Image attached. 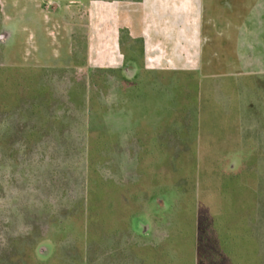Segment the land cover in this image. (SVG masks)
<instances>
[{
	"label": "rangeland",
	"instance_id": "rangeland-1",
	"mask_svg": "<svg viewBox=\"0 0 264 264\" xmlns=\"http://www.w3.org/2000/svg\"><path fill=\"white\" fill-rule=\"evenodd\" d=\"M147 1L142 8L117 1L89 7L90 0H0V201L13 187L27 204L35 203L37 194L26 188L35 187L51 164L71 178L97 168L132 177L137 164L123 156L118 140H135L145 123L158 128L159 141L145 148L139 172L162 177L169 172L163 186L151 180L149 192L139 194L140 210L116 237L103 234L100 243H87L86 230L76 234L73 228L80 219L61 227L66 215L54 206L51 218L59 221L47 227L38 222L26 235L11 238L1 264L22 263L28 247L41 259L57 254L72 264H142L135 243L157 241L177 203L191 206L193 218L221 205L213 187L217 172L258 174L264 213V0H200L193 3L196 9L189 0ZM123 6L145 17L142 65L124 59L116 46H124L127 55L133 40L137 52L141 46L140 36L123 24ZM119 25L118 40L113 30ZM170 26L178 31L167 34ZM100 65L117 69L94 68ZM157 66L180 69L179 80L162 81L159 75L165 73ZM102 117L120 132L109 140L86 141L93 130L108 134ZM53 141L62 143L67 157L47 163L41 153L51 151ZM31 144H38V151L29 156ZM247 180L245 173L236 178ZM68 188L72 194L76 184ZM100 189L92 188L91 195ZM5 201L15 208L19 203L18 198ZM63 204L68 214L81 212L82 206H71L66 198ZM260 217L263 234L264 214ZM169 258L164 255L159 264H172Z\"/></svg>",
	"mask_w": 264,
	"mask_h": 264
},
{
	"label": "trees",
	"instance_id": "trees-1",
	"mask_svg": "<svg viewBox=\"0 0 264 264\" xmlns=\"http://www.w3.org/2000/svg\"><path fill=\"white\" fill-rule=\"evenodd\" d=\"M98 76V78L102 79L104 75ZM178 104L181 106L180 101ZM102 119L105 120L108 126L105 129L106 132L109 131L108 134L101 133L97 135L94 134L96 131L93 130L92 134L86 137V141L91 142L95 139L96 141L109 140L113 133L115 134L116 131L120 132V129L115 128L114 123L107 121L105 117H102ZM135 136V140L127 139L126 143L124 142V138H122L123 140H118L124 148L123 156L127 159L132 157L137 164L136 171L132 177L127 172L118 175L112 170L103 172L101 168H97V171L94 172H89L88 170L86 174L82 175V178H75L74 176L71 178L67 170L58 171L54 164H51L49 166L46 165V169L42 173L43 177L39 180V183H36L35 187L29 186L26 188L29 191L34 190L35 194H37L35 195V203L30 204L28 202L27 204L25 201L27 197L24 195L18 196L17 190L15 191L16 188L11 187L10 192L2 195V200L0 201V256L11 238L26 235L33 227L38 225V222H42L45 227H47L46 225L56 224L59 220L51 218L54 215V210H52L54 206L55 212L66 215V219L61 221V227H68L75 216L77 221L80 219L81 224L73 228L76 234L86 230L87 236L84 241L87 243H100L103 239V234H111L113 237H116L117 232L119 233L127 229L129 222L127 223L125 220L127 218L130 220L132 214L140 209L139 194L149 192L151 180H153L152 184L155 187L163 186L165 184L164 180L168 179L169 174V172H165L166 175L164 177L159 176L161 173L143 176L139 172L144 170L142 162L145 159L144 155L148 153L145 151V148L148 149L149 142H154L155 145L159 139L158 132L146 129V125H143L142 128L139 127L138 133ZM137 142L139 143L138 145ZM52 147L51 151L44 150L41 153V158H44L45 162L50 163L58 159L61 154L67 157L65 148L61 142L53 141ZM28 148L29 156H32L34 152L38 151V144H31ZM170 162L171 158L167 157L165 163L168 164ZM99 172L100 175L97 174ZM84 175H86L85 179L88 182L85 181ZM90 178H92L93 183L89 182ZM70 183L76 184V190L72 194L68 191V186H72ZM102 186L104 188L103 191L100 189L102 193L95 197L92 196V188H96L97 190L98 188H102ZM21 190L23 188L19 189V193ZM133 191L134 194L132 195ZM76 194H79V196H76ZM8 197H10V200L19 199L16 208L14 202L7 206L5 199ZM65 198L68 199L71 206L76 204L82 206L81 212L79 214L76 212L68 214L69 206L63 204ZM176 207V209L175 207L173 209V214L168 224L164 227L166 228L164 234L161 237L158 236L157 241L150 238L149 240L137 241L135 243V257L141 259L142 264H159L160 258L166 254L170 256L169 261L172 264L176 262L179 264H211V260L213 259H208L206 251L207 248L212 249V251H219L220 243L214 239L216 236L214 224L222 218V212L220 211L218 216L213 218L209 217L208 214H202L193 218L191 206L184 209L180 203H177ZM105 208L106 211L104 210ZM101 210L103 213H101ZM250 230L251 227L248 224V220H246L243 235H250ZM75 237L77 238L78 235H75ZM216 237L218 238V236ZM22 261V263L8 262L4 264H72L63 261L57 254L52 255L46 261L36 260L32 254L31 247L23 250ZM247 261L248 259H246Z\"/></svg>",
	"mask_w": 264,
	"mask_h": 264
},
{
	"label": "crops",
	"instance_id": "crops-1",
	"mask_svg": "<svg viewBox=\"0 0 264 264\" xmlns=\"http://www.w3.org/2000/svg\"><path fill=\"white\" fill-rule=\"evenodd\" d=\"M117 1L118 3H134V5H141L143 8V5L146 2H149L147 0H140V1H132V0H90L89 7H93L94 4H102L106 3L110 5L111 3ZM151 1V0H150ZM153 3H158L159 0H152ZM200 1V0H189V3H192L191 7H196L193 5L194 2ZM242 1V0H241ZM160 6V5H157ZM190 7V8H191ZM120 13L124 15V19L126 22H123V24H126L124 26L128 27L132 31V34L136 35L137 37L140 36L141 40V46H139V52H137L136 48H132V45L134 44V40L130 42L129 48H127L128 55L123 53L125 50L124 46H120V43L117 42V49L121 54L123 55L124 59H133L137 60L140 65L143 63V58L145 57V52L143 54V45L145 43V35L148 34L147 30H145L143 24V20L145 17H143V14L141 15V11H135L131 8L128 9L125 6L122 8L119 7ZM122 11V12H121ZM90 13V12H89ZM150 13V12H149ZM162 13V12H160ZM158 11H156V19H161L162 14H160ZM160 14V15H159ZM150 15H152L150 13ZM168 16V17H167ZM150 17V16H149ZM169 15H163V19L169 18ZM154 18V17H153ZM170 19H168V22ZM123 24L121 28L123 27ZM161 28V27H160ZM148 29V27L146 28ZM178 31L177 27L170 26V29L166 32L167 34H170L171 32ZM120 25L113 30V33L115 34V38L119 40V34H120ZM178 33V32H177ZM139 40V41H140ZM144 41V43H143ZM140 56V59L136 56ZM130 56V57H129ZM85 64V62H84ZM117 66L114 65H107V66H94V68L101 69V68H107V69H117ZM147 67V66H146ZM159 67L157 66V69ZM148 69V68H147ZM154 69V68H152ZM156 69V67H155ZM162 71L165 74L159 75V79L166 82L168 78L173 79V83H175L180 78L181 70L177 69L174 70V67L171 68H161ZM175 72H177L175 75ZM247 73V72H246ZM168 82V80H167ZM179 107V105H178ZM146 123L144 124V126ZM146 129L150 130H158V128H154L146 125ZM248 175L249 180L246 181V183L237 182L236 178H240L242 174ZM258 174L255 172H247V171H226V172H217L215 173L214 180H213V187L217 189L219 192L218 198L221 201V205L215 209L211 214L207 213L209 217L213 218L215 216H218V213L221 211V219H219L214 224V230L216 231V236L218 238L214 237V239L220 243L219 251H212L209 248H207L206 256L208 259L210 258L215 260H211V264H264V233H261L260 228L261 227V217L262 210L259 208V203H261V187L260 182L258 179ZM250 186L252 189H250ZM240 187H243V189L240 190ZM174 207V206H173ZM174 209V208H173ZM140 210V209H139ZM248 220V224L251 227L250 235H243L245 221ZM46 238H49L52 242L53 239L44 236ZM32 248V254L34 255V258L36 260L40 261H46L48 260L52 255L48 256L46 259H41L36 256L34 247ZM43 248V247H42ZM41 247L39 248V250ZM41 253L44 255L46 254V250ZM39 253V254H41ZM246 259L248 261L246 262ZM1 264V263H0ZM210 264V263H209Z\"/></svg>",
	"mask_w": 264,
	"mask_h": 264
}]
</instances>
